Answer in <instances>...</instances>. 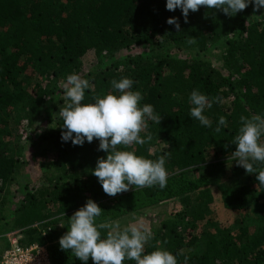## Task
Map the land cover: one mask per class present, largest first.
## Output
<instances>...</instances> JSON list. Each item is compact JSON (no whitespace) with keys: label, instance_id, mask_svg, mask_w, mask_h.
<instances>
[{"label":"trees","instance_id":"obj_1","mask_svg":"<svg viewBox=\"0 0 264 264\" xmlns=\"http://www.w3.org/2000/svg\"><path fill=\"white\" fill-rule=\"evenodd\" d=\"M253 7L231 17L201 7L185 23L179 8L166 9V0H0V255L8 246L6 232L20 230L21 243L47 244L52 264H84L60 249L59 238L89 198L103 209L97 223L178 198L183 209L160 218L146 253L168 250L178 264L185 257L187 264H264V188L231 157L240 117L264 116V8ZM172 17L180 32L167 23ZM190 37L195 44L187 43ZM223 40L226 75L208 57L210 46ZM89 52L102 64L82 73ZM73 73L93 85L82 103L112 92L113 79L133 80L132 90L143 96L140 106L151 104L162 119L149 120L141 132V137L151 133V141L124 150L152 160L169 154L165 188L110 197L92 175L97 159L107 156L98 151L99 141L74 146L61 140L62 85ZM194 89L210 101L222 98L204 111L211 127L190 117ZM220 116L227 127L216 133ZM15 124L28 132L25 147L14 142ZM32 153L41 160L35 179L27 157ZM228 162L234 163L229 172ZM254 166L264 170V164ZM213 184L235 214L234 231L208 215ZM249 208L258 221L252 228L246 224ZM57 222L61 231L52 227ZM197 228L205 237L200 253L194 251Z\"/></svg>","mask_w":264,"mask_h":264},{"label":"clouds","instance_id":"obj_2","mask_svg":"<svg viewBox=\"0 0 264 264\" xmlns=\"http://www.w3.org/2000/svg\"><path fill=\"white\" fill-rule=\"evenodd\" d=\"M253 4V10L264 8V0H166V9H180L184 22H188L189 12H197L201 7L221 10L231 17ZM180 32V24L175 17L167 20ZM188 44H195L196 38L187 39ZM112 92L103 97L93 96V103H82L85 90L93 85L89 80L73 73L63 83V106L59 116L63 121L61 140L71 141L74 146H82L85 141H99L98 151L107 153L106 158L99 157L92 171L105 194L114 197L130 189L167 186L168 172L165 168L169 154L161 155L156 160L137 155L134 151L124 150L133 145H144L152 140L151 133L141 137V132L148 128V121L160 124L161 115L154 112L151 104L140 106L143 96L140 91H133V80L130 78L113 79ZM118 93V94H113ZM189 101L193 107L190 117L199 121L201 126L211 127L212 121L204 115L206 108L213 102L222 103V98L215 97L212 101L193 90ZM241 125L231 141L236 146L231 154L237 166L245 169L246 174L255 173L257 188H264V170L254 165L264 164V116H241ZM227 127V120L220 116L214 131L220 133ZM103 209L92 199L76 210L68 218V230L59 238L62 251H70L76 258L87 264H124L134 261L135 264H178L177 258L170 251L157 249L145 252V245L153 239V232L143 222L130 223L121 227L119 221L97 223ZM63 227V224H60ZM102 230L106 235L102 236ZM46 234V233H45ZM185 257L184 264H187Z\"/></svg>","mask_w":264,"mask_h":264},{"label":"rangeland","instance_id":"obj_3","mask_svg":"<svg viewBox=\"0 0 264 264\" xmlns=\"http://www.w3.org/2000/svg\"><path fill=\"white\" fill-rule=\"evenodd\" d=\"M224 47H225L224 40L211 45L209 49L208 57L211 60L212 65L216 67V69L220 70L223 75H226L227 70L221 58ZM139 49H140L139 47L134 48L133 51L135 52V51H138ZM121 55L122 53H119L117 57ZM83 62H84V66H83L82 73H86L100 66L99 65L100 61L97 60V58L93 55L92 52L87 53L83 57ZM103 64H106V62L103 61ZM12 130H13L14 138H15L14 142H16L17 145L25 147L26 139H27L26 136L28 135V132H26L25 128L23 131L22 127L15 124ZM27 157L29 160L32 161L31 163L33 166L32 176L34 177V179L38 178L40 175V168H39V163L41 161L40 155L38 154V156H36L35 154L32 153L28 155ZM227 159H229V156L227 157ZM225 165L227 167V172H229L230 171L229 168L232 167L234 163L228 162ZM226 182H227L226 180L222 181V183H226ZM208 187L210 188V192L213 197V201L212 203H210L208 207V215L211 216L216 221H218L222 226L229 227L231 231H234V229L236 228L235 214L232 210L224 207L218 184H213L212 186H208ZM182 209H183V206L179 202V199L172 198L169 200L158 202L154 205L144 206L142 208H139L137 211H124L118 218L112 221H119L122 228L124 226H127L130 223L143 222L146 226L152 229V228H156L159 226L160 218L166 217L169 213H175ZM248 211H249V216L247 218L246 224L249 225L250 228H252L258 223V221L255 218V213L253 212V209L249 208ZM60 224L62 223L57 222L53 224L52 226L53 229L61 231L62 226ZM200 231H201L200 228H197V230L195 231L196 233L198 232L200 236L198 239L199 241L194 246V251L197 253H200L201 251H203L204 246H205V237ZM6 233H9V232L7 231ZM0 242H3V241L1 240ZM155 244L159 245L158 242Z\"/></svg>","mask_w":264,"mask_h":264},{"label":"built area","instance_id":"obj_4","mask_svg":"<svg viewBox=\"0 0 264 264\" xmlns=\"http://www.w3.org/2000/svg\"><path fill=\"white\" fill-rule=\"evenodd\" d=\"M33 226L39 227L38 223ZM5 236L8 246L0 255V264H52L46 243L35 241L23 244L20 241L23 237L20 230L6 233Z\"/></svg>","mask_w":264,"mask_h":264}]
</instances>
